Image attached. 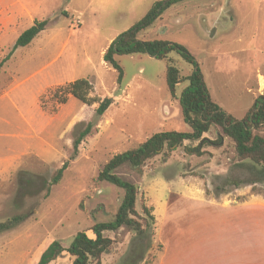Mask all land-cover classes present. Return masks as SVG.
Returning <instances> with one entry per match:
<instances>
[{
    "label": "rangeland",
    "instance_id": "obj_1",
    "mask_svg": "<svg viewBox=\"0 0 264 264\" xmlns=\"http://www.w3.org/2000/svg\"><path fill=\"white\" fill-rule=\"evenodd\" d=\"M157 1L166 0H29L16 32L34 21L47 26L0 69V224L21 218L0 234V264H38L53 241L67 248L78 232L93 238L91 228L112 222L123 198L120 188L97 180L103 166L156 133L190 132L178 100L186 83L171 97L165 61L147 54L116 56L120 84L117 72L103 62L109 44ZM247 1L178 2L138 34L141 40L183 46L197 62L212 101L236 119L264 95V51L250 41L251 8L235 6ZM14 36L0 41V61ZM169 57L180 76L190 74L180 56ZM81 78L92 84V97H112L101 117L95 116L97 104L86 106L71 96L59 104L54 97L56 89ZM89 123L91 132L72 160L73 141ZM217 134L221 129L212 126L204 137L213 141ZM256 134L264 138V126ZM197 145L164 147L141 167L124 164L115 170L137 187L136 220L144 231H104L113 244L100 264H203L205 257L246 254L240 244L246 241L248 255L264 263L263 168L239 161L227 137L218 147L200 146L201 155L190 152ZM64 163L61 180L46 195ZM143 206L151 208L152 220ZM50 264L70 260L63 253Z\"/></svg>",
    "mask_w": 264,
    "mask_h": 264
},
{
    "label": "trees",
    "instance_id": "obj_2",
    "mask_svg": "<svg viewBox=\"0 0 264 264\" xmlns=\"http://www.w3.org/2000/svg\"><path fill=\"white\" fill-rule=\"evenodd\" d=\"M182 1L189 0L155 2L142 19L109 44L103 53V62L117 72V83L120 84L123 71L115 60L116 56L147 54L157 60L165 61V83L171 97L176 98L175 89L178 84L186 83L178 100L182 117L189 126L190 132L156 133L140 144L138 148L113 156L98 173L97 180L109 182L123 191V198L114 220L95 224L91 228L93 238L88 237L85 232L76 233L67 248L62 247L59 242L53 241L42 253L38 264H50L63 253L69 257L70 264H89L91 261L100 264L101 255L108 251L113 244L111 239L103 236L104 231L114 232L121 227H129L137 233H142L144 229L140 222L136 220L138 216L135 209L138 194L137 187L119 178L114 173L116 169L124 164H129L134 168L143 166L147 160L159 155L164 147L180 146L184 141H198V145L190 152L201 155L200 146L218 147L221 145L223 138L227 137L233 142L239 161H250L261 166L264 170V138L256 134V131L264 126V95H258L245 116L242 119H236L212 101L197 62L183 46L176 43L138 38V34L149 28L165 10ZM46 26L47 21L45 20L34 21L32 26L24 30L14 42L11 50L0 61V69L16 49L28 46ZM171 53L177 54L191 66V72L188 76H180L178 68L169 57ZM92 90L93 86L89 80L81 78L56 89L54 97L59 104L66 103L68 96L75 98L86 106L97 104L95 116L101 117L113 104V99L112 97H105L100 100L97 97H92ZM212 126H218L222 132V134H217V138L213 141L204 137V134ZM91 129L92 124H87L86 128L74 139L72 160L77 156L80 144L90 134ZM67 165V163L62 164L47 184V187H45L46 182L42 181V187H45L46 195L49 193V186L59 183ZM142 211L151 220L153 219L151 208L143 206ZM20 221V217H14L0 224V234L10 230Z\"/></svg>",
    "mask_w": 264,
    "mask_h": 264
},
{
    "label": "crops",
    "instance_id": "obj_3",
    "mask_svg": "<svg viewBox=\"0 0 264 264\" xmlns=\"http://www.w3.org/2000/svg\"><path fill=\"white\" fill-rule=\"evenodd\" d=\"M28 3L29 0H0V41L11 34L15 35L14 38L16 41L18 36L23 32L17 33L16 28L26 20L25 16L28 14ZM235 6L240 9L247 6L251 8L252 13H250V23L252 33L250 41L255 47H258L259 50L264 51V0H248L246 3L237 2ZM228 19H231V17H225V20ZM258 77L259 78H256V81L258 82V85L261 86L260 80L262 76L258 75ZM227 244L230 243H224L226 250L230 249V246ZM240 244L245 246L246 254L235 255V253L231 254L230 252L229 255H224L223 257L221 255L217 258L205 257L202 258L203 264H258L257 260L251 255H248L249 251L247 248L250 243L246 241ZM219 246L221 247V243H219Z\"/></svg>",
    "mask_w": 264,
    "mask_h": 264
},
{
    "label": "bare ground",
    "instance_id": "obj_4",
    "mask_svg": "<svg viewBox=\"0 0 264 264\" xmlns=\"http://www.w3.org/2000/svg\"><path fill=\"white\" fill-rule=\"evenodd\" d=\"M262 80H260V82H261Z\"/></svg>",
    "mask_w": 264,
    "mask_h": 264
}]
</instances>
